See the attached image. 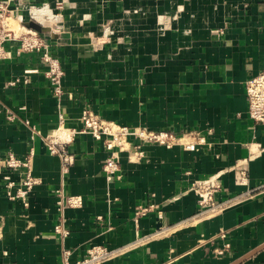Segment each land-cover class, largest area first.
Masks as SVG:
<instances>
[{
	"label": "crops",
	"instance_id": "obj_1",
	"mask_svg": "<svg viewBox=\"0 0 264 264\" xmlns=\"http://www.w3.org/2000/svg\"><path fill=\"white\" fill-rule=\"evenodd\" d=\"M57 3L65 26L48 39L65 70L64 95L52 94L38 53L12 51L0 61V264H62L64 249L76 262L93 246L133 247L138 240L106 264H264V125L249 117L245 90L264 69V0H9L25 23L29 7ZM32 14L44 18L53 11ZM106 25L111 38L94 49L91 40ZM25 76L29 83L10 86ZM88 109L123 126L199 133L206 144L197 151L144 145L145 157L135 162L131 150L123 151L121 177L110 180L103 141L80 134L69 145L76 162L63 177L44 138L57 129L60 114L68 128H81ZM31 149L33 175L41 182L25 206L6 189L12 181L16 192L22 171L2 161ZM63 178L68 195L83 197L81 207L57 209ZM197 182L213 183L216 200L231 202L198 217ZM150 206L136 221L139 208ZM225 244L229 250L217 255Z\"/></svg>",
	"mask_w": 264,
	"mask_h": 264
},
{
	"label": "built area",
	"instance_id": "obj_2",
	"mask_svg": "<svg viewBox=\"0 0 264 264\" xmlns=\"http://www.w3.org/2000/svg\"><path fill=\"white\" fill-rule=\"evenodd\" d=\"M38 8H49L53 11L54 24L50 27L43 25L32 12ZM63 6L57 3L56 7H51L48 4L41 6H31L28 8L29 21L35 20L42 26L49 29L51 33H59L64 28ZM113 31L109 25L104 27L102 35L91 40L94 49H101L105 43L111 38ZM11 48H13L11 50ZM12 51L17 55L26 53H38L41 61L45 65V77L49 81L52 94L60 98L64 95L63 78L65 70L61 61L53 56L51 53V43L47 36L29 28L23 20H18L10 8L9 0L0 1V61L11 58ZM34 71H25L28 75ZM20 82L29 83V78L25 76L24 80L15 79L11 81L10 86L17 85ZM246 96L248 99V115L256 123L264 125V69L258 75L252 77L246 82L245 86ZM1 108V107H0ZM8 119L13 121L14 114H8ZM82 127L68 128L66 126L65 116L60 114L59 124L55 131L46 135L44 140L49 153L52 156L59 158L61 163V174L66 177L71 167L76 162V157L70 152L69 145L74 141L75 137L80 134H90L96 140L103 141L105 148L109 151V156L106 158L103 170L108 179L113 180L120 178L121 164L120 155L123 151H130V161H139L145 157V152L142 149L144 145H159L167 148L181 146L187 151H197L202 145L206 144V139L199 133H186L179 136L172 132L166 131H152L142 127H128L119 125L115 122L100 118L94 112L88 110L83 111ZM26 126L30 127L33 133L40 134V132L31 125L30 121L24 122ZM34 150L23 158L17 157L10 153L3 161L2 165L11 171H22V180L13 193L12 189L16 186L14 182L10 181L7 186V195L11 200L21 199L25 206H28V197L34 187L40 184V179L33 175L32 159L34 157ZM240 183L243 184L246 178V169L239 168ZM199 196V213L198 217L206 218L221 212L228 204L219 203L215 194L218 187L209 182H197L194 185ZM66 180L63 178L60 187L55 192L56 206L61 212L65 208H79L83 204V197L79 195H68L65 190ZM250 194V193H248ZM153 206L148 208L140 207L136 212V221L139 217L148 213ZM101 219V218H99ZM1 227V224H0ZM169 229H162L159 233L153 235L164 234ZM55 231L63 237L69 236V231L62 226H57ZM219 238L224 240L227 238L226 232H221ZM140 240L132 243L133 247H119L108 248L106 246L97 245L87 250V255L72 262V250L64 249L62 253V264H106L109 261L127 253L130 249L137 247ZM230 248L229 244H225L221 249L216 250V254L222 256ZM173 258L169 259V263Z\"/></svg>",
	"mask_w": 264,
	"mask_h": 264
},
{
	"label": "water",
	"instance_id": "obj_3",
	"mask_svg": "<svg viewBox=\"0 0 264 264\" xmlns=\"http://www.w3.org/2000/svg\"><path fill=\"white\" fill-rule=\"evenodd\" d=\"M26 25H27L29 28H31V29H33V30H35V31H37V32H39V33H41V34L47 36V37H51V36H52V33L49 31L48 28L42 26L39 22H37V21H35V20H32V21H28V22H26ZM241 261H242V260H241ZM241 261H240V262H241ZM240 262H238V263H240ZM238 263H236V264H238Z\"/></svg>",
	"mask_w": 264,
	"mask_h": 264
},
{
	"label": "bare ground",
	"instance_id": "obj_4",
	"mask_svg": "<svg viewBox=\"0 0 264 264\" xmlns=\"http://www.w3.org/2000/svg\"><path fill=\"white\" fill-rule=\"evenodd\" d=\"M43 25H45L46 22L49 21V18L51 17H48V16H45L44 18L43 17H40L38 16V14H33Z\"/></svg>",
	"mask_w": 264,
	"mask_h": 264
},
{
	"label": "rangeland",
	"instance_id": "obj_5",
	"mask_svg": "<svg viewBox=\"0 0 264 264\" xmlns=\"http://www.w3.org/2000/svg\"><path fill=\"white\" fill-rule=\"evenodd\" d=\"M38 16L42 17V14H38ZM45 16L51 17V18H49V21H48L49 23L54 22V20H53L54 15L53 14H49V15H45ZM48 22L45 23V25L48 24Z\"/></svg>",
	"mask_w": 264,
	"mask_h": 264
}]
</instances>
